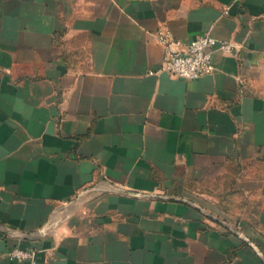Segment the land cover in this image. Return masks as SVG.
<instances>
[{
  "label": "crops",
  "instance_id": "obj_1",
  "mask_svg": "<svg viewBox=\"0 0 264 264\" xmlns=\"http://www.w3.org/2000/svg\"><path fill=\"white\" fill-rule=\"evenodd\" d=\"M0 264H264V0H0Z\"/></svg>",
  "mask_w": 264,
  "mask_h": 264
},
{
  "label": "built area",
  "instance_id": "obj_2",
  "mask_svg": "<svg viewBox=\"0 0 264 264\" xmlns=\"http://www.w3.org/2000/svg\"><path fill=\"white\" fill-rule=\"evenodd\" d=\"M154 35L164 48L162 70L187 80L200 78L217 69L214 61L216 48L225 51L233 48L231 42L218 40L209 32L200 34L189 41L178 38L168 27L159 28ZM8 254L15 260H32L36 256V250L14 246Z\"/></svg>",
  "mask_w": 264,
  "mask_h": 264
}]
</instances>
